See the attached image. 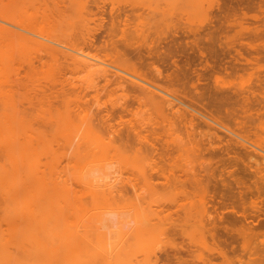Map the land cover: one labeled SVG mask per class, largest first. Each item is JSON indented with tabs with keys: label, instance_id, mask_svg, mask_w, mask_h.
Here are the masks:
<instances>
[{
	"label": "rangeland",
	"instance_id": "rangeland-1",
	"mask_svg": "<svg viewBox=\"0 0 264 264\" xmlns=\"http://www.w3.org/2000/svg\"><path fill=\"white\" fill-rule=\"evenodd\" d=\"M71 1L15 0L16 7L19 3L22 4H19L20 12L24 9L29 20L33 17L31 24L33 22L37 29H44V32L54 35L61 31L58 32L59 36L56 35L57 38L73 43L77 41L76 45L79 48L84 46L77 33L82 31L81 25L83 28L88 26L90 30L88 37L92 42L85 46L84 50L102 60L110 71L114 69L109 68L107 64L113 66L116 62L113 53L110 52L111 46L122 43L124 40L122 30L128 34L136 29L138 31L136 33L143 35L145 40L138 43L141 45L142 54L147 56L148 49L155 47L156 49L153 48L156 50L155 56L159 55V59L153 58L143 65L132 61L127 65L128 70L142 74H157L158 69L162 75L179 71L183 74V79L182 83L170 88L174 96L187 102L200 113L208 115L211 112L221 125L240 132L241 135H247L257 146H264V0H76L77 3L75 0ZM16 9L15 12H19ZM68 15L74 16L69 19ZM61 17L65 19L62 20ZM73 18L78 19V22H75L76 26L80 27L75 28ZM39 19L44 20L41 22L42 25ZM64 23L66 25H63ZM66 31L68 35L64 34ZM33 53L29 52V55L27 53L24 57L16 55L9 68L11 72L0 77V93L11 99L13 108L19 116L32 122L31 129L48 137L45 140L48 143H45L43 150L40 149V154H37L41 168H45L40 164L43 160L44 164L47 161L49 163L50 152H61L60 141L54 138L52 130H49L50 127L45 125L43 120L50 114L55 117L54 111L60 109L61 112V108L64 109L63 102L73 110L76 109L74 106L76 102L83 107L89 106L93 110V118L99 113L98 116L109 119L108 125L111 126V130H115L114 134L125 129L132 121L133 117L128 112L121 115L107 113L112 102L121 99L119 101L122 103L126 97L122 100L120 92L113 95L108 93L109 88H103L102 79L94 80L74 75L69 66L58 74L57 70L48 72L45 53L37 52L35 55ZM22 57L27 58L23 61ZM166 58L167 61L174 60L177 67L164 62ZM196 75L200 76L199 79ZM79 79L82 81L76 82ZM64 87L67 89L64 90ZM69 88L73 97L68 91ZM234 92L236 95L239 94L238 104L241 105L237 107L240 108L246 99L250 107L247 115L252 113L247 119L243 118L246 114L241 113V108L236 107L240 114L238 113L239 118L235 123L225 116L227 108L214 112L210 103L212 102L210 97L215 93L233 95ZM67 99L70 100L67 102ZM127 100L131 101L128 97ZM115 109L118 110V107ZM42 110L44 112H41ZM2 112L0 108V113ZM193 113L196 120L194 128H198L194 129V132L212 135L210 139L201 137L204 139L201 143L203 144L201 158L176 157L172 163L163 157L161 161L157 158L155 162L149 160L141 164H128L125 167L114 165L112 169L106 171L113 177L115 190H120L107 199L91 197L89 187L80 181L74 185L79 197L75 210L80 230H0V264H176L164 259L166 254H172L176 250H182L180 251L182 258L191 264L207 262L250 264L247 250L250 247H262L264 230H233L235 235L238 233L236 235L238 237L232 243L235 251H230L222 244L212 241L206 230H198L194 221L199 219V215L188 217L191 215L187 209L190 204L198 205L201 198L205 199L208 194L218 197L228 191L227 182H230L228 175L218 170L225 166L240 176L244 165L239 157L241 161L245 160L244 155L250 150L234 146L229 139L232 136L230 133L208 122L198 112ZM205 122L211 124L210 127L206 126ZM214 135L216 136L213 139ZM158 139L155 141L157 147L163 144L161 141L158 145ZM231 147L236 149H233L235 152ZM201 162L205 166L212 163L213 166L219 167L215 170V177L208 171L198 170L202 166ZM47 168L49 169V166L45 168L46 171ZM94 175L90 181L91 184L94 183L90 186L91 189L98 187L95 181L99 180V176ZM243 176L241 175L244 182L251 185L254 178L246 174ZM221 179L224 181L226 179L224 185ZM252 201L256 200L247 195L245 205L239 204L236 209L239 211L241 206L240 210L244 208L241 211L247 210L249 213L252 209L248 207ZM184 218L185 221L191 222L182 230H172L171 223ZM99 221L108 223V229L83 230L84 226L91 225L94 228L95 224L100 225ZM256 257L254 255L251 258Z\"/></svg>",
	"mask_w": 264,
	"mask_h": 264
},
{
	"label": "bare ground",
	"instance_id": "bare-ground-1",
	"mask_svg": "<svg viewBox=\"0 0 264 264\" xmlns=\"http://www.w3.org/2000/svg\"><path fill=\"white\" fill-rule=\"evenodd\" d=\"M75 2L77 3L76 0ZM16 4L15 0H7V2L0 0V77L11 72L9 68H11V62L16 59V55L24 57L27 53L29 55V52H44L46 55L44 58L47 57L48 72L49 70H57L58 74L69 66L74 71V75H81L94 80L102 79L104 82L103 88H109L108 93L110 92L113 95L120 92L122 95H120V98L123 97L122 100L124 97L127 100L128 97L131 101L127 100L128 102H126L125 100L121 103L119 101L121 99H117L116 102H112L109 107L110 111L107 113L109 115H121L123 112H128L133 119L125 129L114 134L115 130H111V126L109 127L108 125L109 119L98 116L99 113L93 118V110L89 106L83 107L79 102H76L74 105L76 109L73 110V108L70 109L66 102H63L64 106L59 103L60 106L64 107V109L60 107L61 112H59L60 109L52 111L53 114L55 113V117L50 114L45 120L42 119L43 123L50 127L49 130H52L54 138L60 141L59 148L61 149L60 153L50 152L49 163L47 161L44 164V160L40 163L45 168L49 166V169L47 168L48 171H46L45 168L43 169L39 165L40 161L37 154L40 149L43 150L42 147H45V143H48L47 141L45 142L48 137L46 138L40 132L31 129L32 122L26 121L19 116L13 108L14 104L11 99L0 93V108L3 110L0 113V230H80L75 210L79 197L74 189V185H77L80 181H83L89 187L88 190L91 197L107 199L108 196H114L120 190H115L116 186L115 183L113 184V177L109 176L110 173L108 174L106 171L112 169L114 165L125 167L128 164H141L149 160L155 162L157 158L160 160L163 157L164 160L172 163L176 157L197 159L198 156L200 157L203 154L201 148L203 144L201 143H203L202 140L204 139H201V137L210 139L212 135L196 134L194 132L196 120L193 112L195 111L208 122L217 125L228 132V134L230 133L232 136L229 139L234 146L250 149L244 155L245 160L241 161V157H239L240 159L236 157V159L238 158L240 162H243L244 166L241 168L243 174L252 176L254 179H252L251 185L247 184L242 179L244 177L242 172L240 173L241 177L232 169H227L225 166L224 168L220 167L218 171L228 175V181L230 182H227V186L229 188L225 185L228 191L219 193L218 197L208 194L205 199L201 198L198 205L195 202V204H190L187 209L191 212V217H188L193 218L199 215V219L194 221L198 226V230H206L212 241L222 244L229 248L230 251L234 250L235 246L232 243L238 237H236L238 233L235 235L233 230H264V146H257L252 143L247 135H241L239 134L240 132L230 130L225 125H221L211 112V114L209 113L210 115L200 113L187 102L174 96L170 88L178 85V83L180 84V82L182 83L183 74L179 71L162 75L158 69H156L157 74H142L128 70L127 65L132 61H137V63L143 65L153 58L159 59V55L155 56V47H153L154 49H148L147 56L142 54L141 45L138 43L145 41L143 35L136 33L138 32L136 29L134 30L135 32L128 34L122 30L124 40L120 45H112L110 49L116 60L113 66L107 64L109 68L114 69L110 71L102 60L89 55L84 50L85 46L92 42L88 37L90 35L88 26L83 28V25L79 24L82 31L78 32L77 35L81 38L84 46L79 48L76 45L77 41L73 43L57 38L56 35L59 36L58 32L61 31H57V34L55 33L54 35L53 33L44 32V29H37L33 22L31 24L33 17L29 20L30 18L28 19V16H25L24 9L21 12L19 11L20 3L17 7ZM15 9L19 12L16 13ZM87 9L89 10V8ZM74 15H68V18ZM79 15L81 16V14ZM63 18L61 17L60 19L63 20ZM44 20L39 19L40 23ZM57 21L59 20L57 19ZM75 21L78 22V19L74 20L75 25L71 24L75 28L80 27L76 26ZM65 22L68 21L65 20ZM46 24L48 25V23ZM47 25L46 28L49 27ZM63 25L66 24L64 23ZM53 29L57 28L53 27ZM64 34L68 35L67 31ZM73 36H75V32ZM134 44L137 45L135 46ZM170 61H167L166 58L164 62L170 63L171 66H176L174 60ZM147 64L151 65V63ZM196 76L199 79L200 76ZM81 81L79 79L76 82L79 83ZM73 88L75 89L74 86ZM65 89L67 88L64 87ZM68 91L71 92L70 95L72 96V90L69 88ZM69 92L67 93L66 91L65 93L69 94ZM74 92L76 91L74 90ZM238 95L236 93L233 95L215 93L213 97L211 95L210 99L212 102L210 103L215 110L214 112H220L222 108H227L226 110L224 109L225 116L232 119L235 123L239 118V112L237 111V108H239L237 107L239 105ZM68 100L70 99H67V102ZM244 101L245 103H242L243 105L239 109L241 113L246 114L243 118L246 117L247 119L252 113L247 115L250 107L246 103L248 100L244 99ZM116 107H118V110L115 109ZM41 112H44V110ZM56 113L58 114L56 115ZM217 119L220 120L219 117ZM205 125L210 127L211 124L205 122ZM195 130H198V128ZM149 136L153 138H149ZM157 139L158 145L163 141V144H160L159 147L155 143ZM231 143L229 144L231 145ZM41 153L44 154L43 152ZM165 157L168 158L165 159ZM203 165L202 163L198 170L208 171L212 177H215V170L219 169V167L213 166L212 163L211 165H204V167ZM94 174L99 176V180L95 181L98 187H92L91 189L90 186L94 183L91 184L90 181L91 177L95 176ZM221 180L224 185L226 179L225 181ZM233 185L236 187H233ZM85 188L87 189V187ZM133 193L135 194V192ZM247 195L256 200L252 201L248 207L254 211L249 210V213H247V210H245L246 212L241 211L244 209L240 210L241 206L238 211L236 207L239 204L245 205ZM185 218L184 220L178 219L177 222H172L170 225L172 230H182L186 224L191 222L185 221ZM104 221L106 220L104 219ZM107 224L105 222L100 225L95 224L94 228L91 225L89 227L84 226L83 230H107ZM180 251L182 250L166 254L164 259L170 263L191 264L182 258ZM247 251L250 257V264H264V244L262 247H250ZM254 255L257 257L251 258ZM206 264L209 263L207 262Z\"/></svg>",
	"mask_w": 264,
	"mask_h": 264
}]
</instances>
